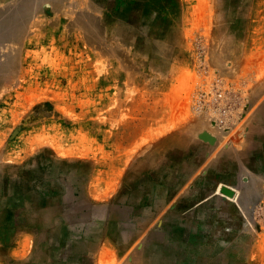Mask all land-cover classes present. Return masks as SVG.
Masks as SVG:
<instances>
[{"label": "rangeland", "instance_id": "obj_1", "mask_svg": "<svg viewBox=\"0 0 264 264\" xmlns=\"http://www.w3.org/2000/svg\"><path fill=\"white\" fill-rule=\"evenodd\" d=\"M0 250L264 264V0H0Z\"/></svg>", "mask_w": 264, "mask_h": 264}, {"label": "built area", "instance_id": "obj_2", "mask_svg": "<svg viewBox=\"0 0 264 264\" xmlns=\"http://www.w3.org/2000/svg\"><path fill=\"white\" fill-rule=\"evenodd\" d=\"M194 108L205 113L215 126L229 128L234 122L233 95L217 74L211 80L209 88L196 93Z\"/></svg>", "mask_w": 264, "mask_h": 264}, {"label": "water", "instance_id": "obj_3", "mask_svg": "<svg viewBox=\"0 0 264 264\" xmlns=\"http://www.w3.org/2000/svg\"><path fill=\"white\" fill-rule=\"evenodd\" d=\"M201 137L204 140H208L209 142H213V140H214V138L211 135H209L208 133H206V132H203L201 134ZM220 191H221V193H223V194H225L227 196H232L234 194V191L232 189L226 187V186H222L220 188Z\"/></svg>", "mask_w": 264, "mask_h": 264}, {"label": "crops", "instance_id": "obj_4", "mask_svg": "<svg viewBox=\"0 0 264 264\" xmlns=\"http://www.w3.org/2000/svg\"><path fill=\"white\" fill-rule=\"evenodd\" d=\"M203 131H205V130H201L199 133H201V132H203ZM209 134V133H208ZM213 142H214V140H213ZM212 142V143H213ZM211 143V142H210ZM2 253H3V251H2ZM0 254H1V250H0Z\"/></svg>", "mask_w": 264, "mask_h": 264}, {"label": "bare ground", "instance_id": "obj_5", "mask_svg": "<svg viewBox=\"0 0 264 264\" xmlns=\"http://www.w3.org/2000/svg\"><path fill=\"white\" fill-rule=\"evenodd\" d=\"M7 185V184H6ZM221 187V186H220ZM11 190H12V188H11ZM52 207V206H51ZM54 210V209H53ZM52 246V245H51ZM56 247V246H55ZM92 248V247H91ZM52 249V248H51ZM49 250V249H48ZM92 250V249H91ZM59 253V252H58ZM54 254H56V253H54ZM37 255V254H36ZM19 257V256H18Z\"/></svg>", "mask_w": 264, "mask_h": 264}]
</instances>
